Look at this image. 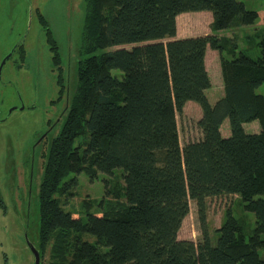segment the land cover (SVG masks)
I'll return each instance as SVG.
<instances>
[{"label": "trees", "instance_id": "trees-1", "mask_svg": "<svg viewBox=\"0 0 264 264\" xmlns=\"http://www.w3.org/2000/svg\"><path fill=\"white\" fill-rule=\"evenodd\" d=\"M262 6L85 0L82 48L90 56L78 61L75 95L43 169L40 264L47 249L48 264H264V34L256 36V58L237 50L240 27L264 22ZM196 11L211 13L210 33L175 38L177 15ZM38 19L62 82L58 46L39 13ZM207 47L220 58L223 94L214 102L207 96ZM186 104L199 106L202 135L181 146L176 115ZM255 120L260 131L246 133L243 124ZM115 168L122 169L123 184L110 209L92 212L85 203L82 220L62 208L56 194L76 185L75 178L63 182L71 173L94 178ZM234 194L254 215V227L247 231L228 208L212 244L206 199ZM191 200L200 226L196 241L178 238Z\"/></svg>", "mask_w": 264, "mask_h": 264}, {"label": "rangeland", "instance_id": "rangeland-1", "mask_svg": "<svg viewBox=\"0 0 264 264\" xmlns=\"http://www.w3.org/2000/svg\"><path fill=\"white\" fill-rule=\"evenodd\" d=\"M242 1L250 9L263 8L264 0ZM38 13L58 46L62 82L58 66L53 62L45 24L39 21ZM84 15L85 0H0V63L10 54L0 73V264H33L34 256L25 235L34 246L38 245V193L47 154L75 95L78 61L90 56L82 48ZM189 20L185 18L182 22V26L186 23L194 27H188L189 31L209 28L206 22L201 25L205 21L202 16L195 18V26L188 24ZM251 27L247 25L245 29L256 42V36L264 34V26L256 35L252 34ZM225 31L228 30H223V34ZM241 46L249 44L242 40ZM256 51L259 49L253 45L246 53L253 57ZM118 72L111 71L119 77ZM211 78L214 86L207 96L214 102L217 86L215 77L211 75ZM197 107L186 104L176 115L181 146L201 136L197 126L201 111ZM223 124L230 133L228 121L221 126ZM84 141L85 137H81L77 143ZM121 173V168H115L112 174L98 172L96 177L90 178L84 173L73 172L63 182L75 178L76 185L56 196L65 211L85 220V203L90 204L92 212L108 210L115 203L114 190L120 192L123 184ZM261 197L264 198V194ZM206 203L212 244L216 242L215 230L222 223L229 204L232 214L247 231L254 227V215L243 209L240 198L210 197ZM224 205L226 207L221 209ZM178 233L179 239L196 241L200 238L196 205L192 200ZM82 237L90 242L95 240L87 233ZM48 258L49 249L44 264H48Z\"/></svg>", "mask_w": 264, "mask_h": 264}, {"label": "crops", "instance_id": "crops-1", "mask_svg": "<svg viewBox=\"0 0 264 264\" xmlns=\"http://www.w3.org/2000/svg\"><path fill=\"white\" fill-rule=\"evenodd\" d=\"M197 16H202V18H205V21L201 24L202 26H203V24H205V22H206L207 26L210 24V22H211V13L209 11H196V12H184V13H181V14L177 15V17H176L177 30H176L175 38L195 37V36H202V35L210 33V28H208L207 30L193 32V31H189L190 30L189 28H191V29L194 28L193 26H191V27L190 26H186V23H185V26H182V22L184 21L185 18H190L189 22H187V23L188 24L190 23V25H194L195 26V24H196L195 18ZM196 26L200 27V24H197ZM249 26H252L251 27V32L254 31L252 34L256 35V32L259 31L261 29V27L264 26V22H259V23H256L254 25H249ZM246 27L247 26H242L239 29V44H238V49H237L238 51L242 50L245 54H247L246 51H249L251 49V47L253 45H255V40H253V37L250 35V32L249 33L246 32V29H245ZM198 29L199 28H197V30ZM242 31H243V33H241ZM218 34L219 35H224L223 31L219 32ZM242 40L246 41L249 44V46L242 47L241 46V41ZM258 55H259V51L258 52L256 51L254 56H253V58H256ZM219 59L220 58H219L218 51L213 50V49H211L209 47L206 48L205 56H204V64H205V68H206V70L208 72L210 81H211V87L209 88V90L212 89L213 86H214V82H213V80L211 78V75H213L215 77V80H216L217 91L214 94L215 98L220 97L223 94V82H222L221 68H220ZM184 108H185V106H184ZM223 127H224V130H223ZM243 128H244L245 132L249 133V134H255V133H258L260 131V126H259V123H258L257 120L249 122V123H244L243 124ZM221 132L225 136L229 135V131L224 126V124H223V126H221ZM200 135H202V133H200ZM222 196L223 197L228 196L229 198H231V200H235V199L239 198L238 195H236V194H234V195H222ZM219 197H221V196H219ZM229 205L227 206L226 209L229 208ZM225 207L226 206L224 205V206H222L221 209H223ZM217 210H219V208H217Z\"/></svg>", "mask_w": 264, "mask_h": 264}, {"label": "water", "instance_id": "water-1", "mask_svg": "<svg viewBox=\"0 0 264 264\" xmlns=\"http://www.w3.org/2000/svg\"><path fill=\"white\" fill-rule=\"evenodd\" d=\"M10 56V54L6 55L1 63H0V71L3 67V64L5 63V61L8 59V57ZM22 108V107H21ZM13 109V108H12ZM12 109L9 110V113L12 111ZM25 240H26V243H28V247L31 251V253L33 254L34 256V261H33V264H40V256H39V251L37 250V248L27 239L26 235H25Z\"/></svg>", "mask_w": 264, "mask_h": 264}, {"label": "flooded vegetation", "instance_id": "flooded-vegetation-1", "mask_svg": "<svg viewBox=\"0 0 264 264\" xmlns=\"http://www.w3.org/2000/svg\"><path fill=\"white\" fill-rule=\"evenodd\" d=\"M0 73H1V71H0ZM23 107V106H22ZM29 240V239H28ZM36 247V246H35Z\"/></svg>", "mask_w": 264, "mask_h": 264}]
</instances>
